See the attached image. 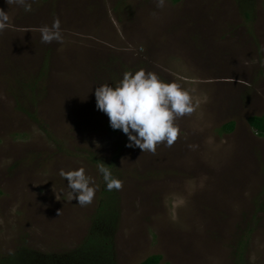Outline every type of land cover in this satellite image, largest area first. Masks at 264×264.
<instances>
[{"label":"rangeland","instance_id":"1","mask_svg":"<svg viewBox=\"0 0 264 264\" xmlns=\"http://www.w3.org/2000/svg\"><path fill=\"white\" fill-rule=\"evenodd\" d=\"M238 4L54 0L64 16L62 41L52 43L8 22L13 28L0 31V257L21 245L79 246L105 186L98 164L113 163L123 183L118 264L154 254L161 264H233L240 241L248 264H264V137L247 122L264 115V0L250 19ZM140 69L193 100L194 111L176 121L177 141L155 154L128 147L97 109L98 86ZM230 121L235 130L220 131ZM81 166L96 189L87 206L68 200L59 175Z\"/></svg>","mask_w":264,"mask_h":264},{"label":"clouds","instance_id":"2","mask_svg":"<svg viewBox=\"0 0 264 264\" xmlns=\"http://www.w3.org/2000/svg\"><path fill=\"white\" fill-rule=\"evenodd\" d=\"M165 0H157L162 8ZM9 6H23L31 11L27 0H7ZM9 16L0 9V31L8 27ZM42 43L61 42L60 21L37 29ZM97 109L107 114L110 126L122 130L128 136V147H138L143 153L155 154L159 145L172 147L179 138L177 119L194 111L190 92L176 82L162 81L157 73L140 69L135 73L126 71L115 86L105 83L95 89ZM74 130V129H73ZM138 161V160H137ZM107 190H120L123 183L114 178L109 167L98 164ZM59 175L67 181L70 191L68 200H78V205H90L96 194L94 180L86 174L84 167L75 170L61 169ZM57 200H59L57 196ZM60 215V213H59Z\"/></svg>","mask_w":264,"mask_h":264},{"label":"trees","instance_id":"3","mask_svg":"<svg viewBox=\"0 0 264 264\" xmlns=\"http://www.w3.org/2000/svg\"><path fill=\"white\" fill-rule=\"evenodd\" d=\"M181 0H173L178 3ZM241 13L247 19L255 12V0H237ZM249 126L261 137H264V115L248 117ZM236 122L224 124L220 131L231 133L235 130ZM116 178L113 163L105 164ZM103 177V176H102ZM99 206L94 214L90 229L83 242L76 248L63 252H42L21 245L11 254L0 257V264H118L115 246L116 233L119 227L120 200L116 190H107L102 186ZM246 243L240 241V247L235 254L233 264H248L245 259ZM163 256L154 254L139 264H161Z\"/></svg>","mask_w":264,"mask_h":264},{"label":"crops","instance_id":"4","mask_svg":"<svg viewBox=\"0 0 264 264\" xmlns=\"http://www.w3.org/2000/svg\"><path fill=\"white\" fill-rule=\"evenodd\" d=\"M54 0H27V3L31 4L32 10L25 11L23 6L13 4L8 5L7 0H0V9H3L9 16L8 22H15V20L20 21L21 27L25 32L38 31L37 29L41 26L48 25L59 19H63L62 12L56 13L55 7L53 5ZM61 8H59L60 10ZM55 11V12H54ZM19 26V25H18ZM6 28H13V26H8ZM5 28V29H6ZM4 29V30H5Z\"/></svg>","mask_w":264,"mask_h":264}]
</instances>
